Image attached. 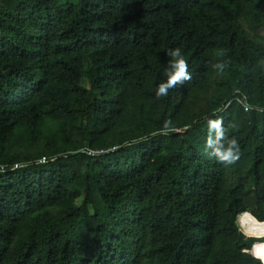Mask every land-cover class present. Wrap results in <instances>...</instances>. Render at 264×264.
<instances>
[{"label":"trees","instance_id":"obj_1","mask_svg":"<svg viewBox=\"0 0 264 264\" xmlns=\"http://www.w3.org/2000/svg\"><path fill=\"white\" fill-rule=\"evenodd\" d=\"M176 47L192 79L157 99ZM0 167V264H261L264 0H0Z\"/></svg>","mask_w":264,"mask_h":264},{"label":"clouds","instance_id":"obj_2","mask_svg":"<svg viewBox=\"0 0 264 264\" xmlns=\"http://www.w3.org/2000/svg\"><path fill=\"white\" fill-rule=\"evenodd\" d=\"M166 56L170 59L163 72L164 79L154 88V95L157 99L167 97L169 91L176 85L192 79L189 72V62L185 59L181 48L167 49ZM224 67L225 65L220 63L214 65V68L219 71H222ZM222 125L221 119H208L204 147L210 158L217 163L230 165L239 159L240 145L235 137H228L226 129ZM169 126L170 121L165 122L164 128L167 129ZM209 149H211L210 152ZM257 259L261 261V264H264V255L257 256Z\"/></svg>","mask_w":264,"mask_h":264},{"label":"bare ground","instance_id":"obj_3","mask_svg":"<svg viewBox=\"0 0 264 264\" xmlns=\"http://www.w3.org/2000/svg\"><path fill=\"white\" fill-rule=\"evenodd\" d=\"M237 225L239 229L243 232V234L255 237L264 236V223L257 222L247 213L241 214L238 217ZM251 253L253 257H255V259H257V256L264 255V241L262 243H255L253 245V251ZM257 260L260 261L259 259Z\"/></svg>","mask_w":264,"mask_h":264},{"label":"rangeland","instance_id":"obj_4","mask_svg":"<svg viewBox=\"0 0 264 264\" xmlns=\"http://www.w3.org/2000/svg\"><path fill=\"white\" fill-rule=\"evenodd\" d=\"M61 1L66 2V0H61ZM221 78L222 77L220 75H214L211 78V81L217 83L218 81L221 80ZM214 90H216V87L213 85L211 87V89L206 94H195V95H193L191 100H190V103H191L190 111L186 112L185 118H187V117L189 118L192 116H200V115L205 114L207 112V106H208L207 104L213 99V95L215 93ZM184 127L188 128L187 125H185ZM233 181H234L233 176L232 175L228 176V183L231 184V183H233ZM244 235H246V234H244ZM252 237H255V236H252ZM258 238H264V236L258 237ZM257 240L259 241V240H263V239H257Z\"/></svg>","mask_w":264,"mask_h":264},{"label":"built area","instance_id":"obj_5","mask_svg":"<svg viewBox=\"0 0 264 264\" xmlns=\"http://www.w3.org/2000/svg\"><path fill=\"white\" fill-rule=\"evenodd\" d=\"M244 107H245V111H248L249 110V107L247 106V105H244ZM247 109V110H246ZM102 152V151H101ZM101 152H93V151H87V153H88V155H91V156H94V155H98V154H100ZM0 169H3V167H0ZM253 251V246H252V248H251V250L248 252L252 257H253V255H252V252ZM255 258V257H254Z\"/></svg>","mask_w":264,"mask_h":264},{"label":"water","instance_id":"obj_6","mask_svg":"<svg viewBox=\"0 0 264 264\" xmlns=\"http://www.w3.org/2000/svg\"><path fill=\"white\" fill-rule=\"evenodd\" d=\"M239 217V216H238Z\"/></svg>","mask_w":264,"mask_h":264}]
</instances>
